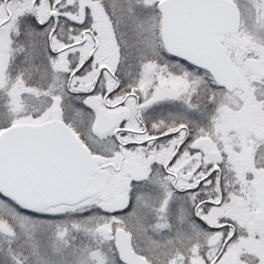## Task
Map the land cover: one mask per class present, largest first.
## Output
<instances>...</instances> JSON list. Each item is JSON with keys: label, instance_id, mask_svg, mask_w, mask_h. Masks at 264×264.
Masks as SVG:
<instances>
[{"label": "snow or ice", "instance_id": "1", "mask_svg": "<svg viewBox=\"0 0 264 264\" xmlns=\"http://www.w3.org/2000/svg\"><path fill=\"white\" fill-rule=\"evenodd\" d=\"M0 264H264V0H0Z\"/></svg>", "mask_w": 264, "mask_h": 264}]
</instances>
